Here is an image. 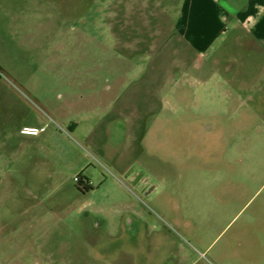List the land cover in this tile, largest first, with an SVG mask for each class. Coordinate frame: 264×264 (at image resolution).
I'll use <instances>...</instances> for the list:
<instances>
[{"label":"rangeland","instance_id":"obj_1","mask_svg":"<svg viewBox=\"0 0 264 264\" xmlns=\"http://www.w3.org/2000/svg\"><path fill=\"white\" fill-rule=\"evenodd\" d=\"M247 36L198 49L167 0H0V264H264Z\"/></svg>","mask_w":264,"mask_h":264},{"label":"crops","instance_id":"obj_2","mask_svg":"<svg viewBox=\"0 0 264 264\" xmlns=\"http://www.w3.org/2000/svg\"><path fill=\"white\" fill-rule=\"evenodd\" d=\"M167 4L176 15L182 37L198 49L207 50L223 35L237 40L239 31L246 29L249 45L257 49L253 51L260 53L264 62V0H167ZM237 69L232 65L227 70L237 78L247 76ZM256 74L257 78L264 77V67ZM243 83L254 84L241 80L237 88Z\"/></svg>","mask_w":264,"mask_h":264},{"label":"built area","instance_id":"obj_3","mask_svg":"<svg viewBox=\"0 0 264 264\" xmlns=\"http://www.w3.org/2000/svg\"><path fill=\"white\" fill-rule=\"evenodd\" d=\"M46 131V125L35 126V125H25L20 129V134L25 136H38L41 133ZM75 180L78 182H83V179L80 176H76ZM89 184L90 182L86 180Z\"/></svg>","mask_w":264,"mask_h":264},{"label":"trees","instance_id":"obj_4","mask_svg":"<svg viewBox=\"0 0 264 264\" xmlns=\"http://www.w3.org/2000/svg\"><path fill=\"white\" fill-rule=\"evenodd\" d=\"M90 187H91V186H86L85 189H88V188H90Z\"/></svg>","mask_w":264,"mask_h":264}]
</instances>
